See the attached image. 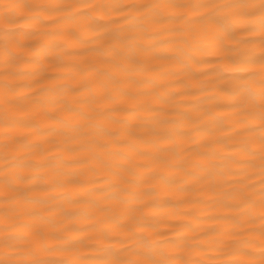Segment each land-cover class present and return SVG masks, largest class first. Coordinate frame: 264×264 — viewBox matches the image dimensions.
Listing matches in <instances>:
<instances>
[{
  "label": "bare ground",
  "instance_id": "obj_1",
  "mask_svg": "<svg viewBox=\"0 0 264 264\" xmlns=\"http://www.w3.org/2000/svg\"><path fill=\"white\" fill-rule=\"evenodd\" d=\"M260 0H0V262L264 264Z\"/></svg>",
  "mask_w": 264,
  "mask_h": 264
},
{
  "label": "snow or ice",
  "instance_id": "obj_2",
  "mask_svg": "<svg viewBox=\"0 0 264 264\" xmlns=\"http://www.w3.org/2000/svg\"><path fill=\"white\" fill-rule=\"evenodd\" d=\"M260 8H261V47L264 49V0H260ZM261 64L264 65V54L261 55L260 58ZM262 83H264V80H262ZM262 119H264V115H262ZM0 264H14V262L11 261H4L0 262ZM145 264H151V262H145Z\"/></svg>",
  "mask_w": 264,
  "mask_h": 264
}]
</instances>
